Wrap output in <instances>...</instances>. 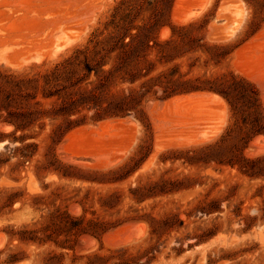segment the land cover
<instances>
[{
  "label": "rangeland",
  "instance_id": "374dc122",
  "mask_svg": "<svg viewBox=\"0 0 264 264\" xmlns=\"http://www.w3.org/2000/svg\"><path fill=\"white\" fill-rule=\"evenodd\" d=\"M119 1L0 0V71L48 68L102 30ZM179 1L166 5L157 39L183 40V56L157 63L153 74L178 65V74L202 81L244 79L264 115V10L260 21L243 0ZM192 93L217 95L175 96ZM175 96L148 95L143 114L94 121L89 112L58 142L52 129L60 119L44 117L16 133L0 122V264H46L51 254L52 264H264V218L248 182L237 180L235 195L226 197L236 180L227 169L186 160L229 128L237 131L240 120L219 95L220 106L196 97L189 100L197 104H169ZM263 139L253 138L244 154H264ZM164 182L171 192L143 202L131 192ZM213 199L221 200L219 210L201 213ZM57 210L100 223V234L59 235L49 217ZM22 229L34 230V241H20ZM11 258L18 260L5 263Z\"/></svg>",
  "mask_w": 264,
  "mask_h": 264
},
{
  "label": "trees",
  "instance_id": "16d2710c",
  "mask_svg": "<svg viewBox=\"0 0 264 264\" xmlns=\"http://www.w3.org/2000/svg\"><path fill=\"white\" fill-rule=\"evenodd\" d=\"M169 1L120 0L102 30L94 31L84 45L73 48L48 68L34 72L0 71V122L11 125L12 132L16 133L31 128L44 117L60 119L61 123L52 129V139L58 142L68 131L82 124L89 112L94 121L143 114L142 101L159 90L163 99L198 91L215 93L226 101L241 126L237 121V131L229 128L213 142L192 150L186 160L214 163L227 169L229 178L236 180L228 186L226 197L234 196L239 186L237 180L245 179L252 189L249 198L259 199V211L264 218V154H244L253 138L264 135V115L258 92L251 83L233 76L205 81L188 78L178 74V65L153 74L157 63L169 64L184 53L183 40L180 44L172 38L157 39ZM243 1L252 7L253 16L262 21L264 0ZM145 11L150 14L147 19L141 16ZM23 158L27 160L29 156L23 155ZM188 180L184 178L179 183ZM167 184L138 187L131 192L138 202H143L149 197L171 192L172 188L167 189ZM220 202L213 199L199 208L200 212L213 213L219 210ZM239 205L235 206L237 212ZM49 217L51 224L58 222L56 231L59 235L100 234V223L92 220L74 218L59 210ZM246 227L250 225L247 223ZM19 234L22 242L34 241V230L22 229ZM55 258L56 255L51 254L46 264H52ZM17 260L11 258L5 263ZM96 260L100 258L96 257Z\"/></svg>",
  "mask_w": 264,
  "mask_h": 264
},
{
  "label": "bare ground",
  "instance_id": "6f19581e",
  "mask_svg": "<svg viewBox=\"0 0 264 264\" xmlns=\"http://www.w3.org/2000/svg\"><path fill=\"white\" fill-rule=\"evenodd\" d=\"M178 1H179V0H178ZM180 1H181V0H180ZM180 1H179V2H180ZM228 1H229V0H228ZM228 1H227V2H228ZM234 1H236V0H232L231 2L234 3ZM181 2H182V1H181ZM237 2H238V1H237ZM241 2H242V1H241ZM225 3H226V1H225ZM238 3H240V1H239ZM176 4H177V2H176ZM234 4H235V3H234ZM240 4H241V3H240ZM240 4H239V5H240ZM177 5H178V4H177ZM235 5H236V4H235ZM241 5L243 6V4H241ZM241 5H240V6H241ZM179 6H180V5H179ZM237 6H238V5H237ZM240 6H239V7H240ZM221 8H222V6H221ZM221 8H219V9H221ZM243 8H244V7H243ZM175 9H177V8L175 7ZM175 9H174V10H175ZM221 10H223V8H222ZM190 14H191V13H190ZM190 14H188V15H190ZM192 14H193V13H192ZM192 14H191V15H192ZM220 14H221V12L219 11V15H220ZM192 16H193V15H192ZM180 18H181V17H180ZM173 19H174V18H173ZM179 20H180V19H179ZM185 20H186V19H185ZM164 29H165V28H164ZM163 32H164V31H163ZM160 34H161V33H160ZM54 55H55V54H54ZM26 62H27V61H26ZM27 63H28V62H27ZM180 96H181V95H180ZM195 97H196V98H195ZM190 98H195V99L198 98L197 101H198L200 98H202L203 101H204V99H206V100H208V103H209V104H210V101H211V103H214V101H216V100L218 101V103H219V101H221V98H220L219 96H217V95H214V94H210V93H201V94H196V93H195V94H193V93H192V95L190 94V95L183 96V97L175 96V98H172L171 100L169 99V100H168V103H169V102H172V104H173V103L175 104V103H177V102H179V101H182V100H185V101H186V99L189 100ZM202 99H201V101H202ZM188 100H187V101H188ZM185 101H182V103H183L184 105L187 104V101H186V103H185ZM192 101H193L192 99H191V101L189 100V104H190V103L192 104ZM197 101H196V103H195V101H193V103L197 104ZM199 101H200V100H199ZM182 103H180V104H182ZM218 103H217L216 105H218ZM156 104H157V103H156ZM158 104H159V102H158ZM158 104H157V107H159ZM160 104H161V109L164 107V105H166V104H163V105H162V102H161ZM169 104H170V103H169ZM174 104H173V105H174ZM204 104H205V103H204ZM214 104H215V103H214ZM154 105H155V103H154ZM154 105H153V106H154ZM151 106H152V105H151ZM162 106H163V107H162ZM175 106H176V104H175ZM219 106H220V103H219ZM167 107H168V109L170 108L169 105H167ZM167 107H166V108H167ZM179 107H181V106H179ZM223 107H224V106H223ZM149 108H150V107H149ZM221 108H222V107H221ZM164 109H165V108H164ZM154 110H156L155 107H154L153 111H154ZM225 116H226V115H225ZM115 120H116V119H115ZM120 120H121V119H120ZM124 120H125V119H124ZM128 120H129V119H128ZM117 121H118V120H117ZM121 122H123V121H121ZM113 123H114V121H113ZM115 123H116V122H115ZM104 124H105V122H104ZM108 124H109V123H108ZM118 124H120V123L118 122ZM123 124H124V123H123ZM111 125H112V123H111ZM111 125H110V126H111ZM102 126H105V125H102ZM102 126H101V128H102ZM108 126H109V125H108ZM2 127H5V126H2ZM5 128H7V127H5ZM5 128H3V131H4ZM8 128H11V127H8ZM86 128H88V127H86ZM93 128H94V127H93ZM96 128H97V127H96ZM98 128H99V127H98ZM101 128H100V129H101ZM105 128H106V127H105ZM11 129H12V128H11ZM88 129H90V128H88ZM88 129H87V130H88ZM103 129H104V128H103ZM218 129H219V128H218ZM215 130H216V129H215ZM219 130H220V129H219ZM81 131H82V130H81ZM216 132H217V131H216ZM218 132H219V131H218ZM79 133H81V132L79 131ZM214 133H215V131H214ZM214 133H213V134H214ZM70 135H71V133H70ZM75 135H77V134H74V136H75ZM204 135H205V134H204ZM212 136H214V135H212ZM205 137H207V135H206ZM210 137H211V136H210ZM210 137H209V139H210ZM261 137H262V136H261ZM261 137H259V138L262 139L263 137H262V138H261ZM212 138H214V137H212ZM65 139H66V138H65ZM68 139H69V138H68ZM71 139H73V138H71ZM205 139H206V138H205ZM205 139H204V140H205ZM207 139H208V138H207ZM66 140H67V139H66ZM69 140H70V139H69ZM196 140H197V139H196ZM200 140H201V139H200ZM257 140H258V138H257L255 141H257ZM263 140H264V139H263ZM63 142H64V141H63ZM64 143H66V142H64ZM187 143H188V142H187ZM189 143H190V142H189ZM189 143H188V144H189ZM202 143H203V142H202ZM253 144H256V143H253ZM61 145H62V144H61ZM255 146H256V145H255ZM59 147H60V146H59ZM59 147H58V148H59ZM61 150H62V149H61ZM249 153H250V152H249ZM253 155H255V154H253ZM257 156H258V155H257ZM135 225H136V224H135ZM128 226H129V225H128ZM130 226H131V225H130ZM143 226H144V225H143ZM131 228H132V226H131ZM131 228H130L129 230H131ZM121 229H122V228H121ZM119 231H120V230H119ZM126 231H127V230H126ZM1 235H2V234H1ZM108 236H109V235H108ZM119 236H120V235H119ZM88 237H89V236H88ZM122 237H123V236H122ZM0 238L2 239L1 236H0ZM108 238H109V237H108ZM112 238H114V237H112ZM91 239H92V238H91ZM0 241H1V240H0ZM24 263H25V262H24ZM22 264H23V263H22ZM25 264H26V263H25Z\"/></svg>",
  "mask_w": 264,
  "mask_h": 264
}]
</instances>
